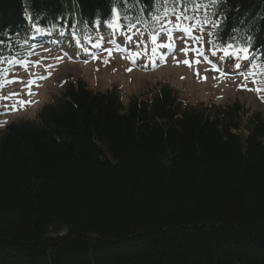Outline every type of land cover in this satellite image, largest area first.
Instances as JSON below:
<instances>
[{
  "label": "trees",
  "instance_id": "16d2710c",
  "mask_svg": "<svg viewBox=\"0 0 264 264\" xmlns=\"http://www.w3.org/2000/svg\"><path fill=\"white\" fill-rule=\"evenodd\" d=\"M170 1L120 9L158 17ZM114 2L0 0V55L20 50L22 31L76 37ZM179 5L217 16L224 43L264 63V0ZM0 264H264L263 112L185 104L167 85L125 104L74 78L37 119L0 132Z\"/></svg>",
  "mask_w": 264,
  "mask_h": 264
},
{
  "label": "rangeland",
  "instance_id": "374dc122",
  "mask_svg": "<svg viewBox=\"0 0 264 264\" xmlns=\"http://www.w3.org/2000/svg\"><path fill=\"white\" fill-rule=\"evenodd\" d=\"M133 37L135 35L128 38L131 39ZM148 41L145 44L141 41L132 43L131 46L134 51L144 53L150 47V42ZM167 43L168 41L165 40V44ZM196 44L195 40L175 37L171 46L167 47L165 54L162 56L158 55L157 59L149 58L147 60V68L136 67L131 69L128 65L125 67L117 59L112 61L113 54L109 56L108 61H106V57H103L90 65H83L82 67L63 62L61 67L54 73V77L46 80L41 85L38 93H33L31 96L28 92L19 94V99L34 101V103L24 107L16 103L17 97L13 98L14 96H12L9 99H5V97L11 96V92L20 90L18 89L19 82L9 83V86L12 84L10 87L8 86L11 91L4 95V106L2 105L0 109V126H4L3 124L6 122L5 125H7L14 120L36 118L39 109L52 96V93L56 89L61 90L58 84L71 75H74L75 78H82L92 89L105 90L117 85L125 103L133 96L143 97L157 87L169 83L170 86L179 92L182 98L190 103L200 104L202 101H213L226 105L239 101L244 104L249 113L253 111L264 113V103L258 96L259 93L255 87L249 84L247 88H240L238 86L242 79L238 76H231L232 78L223 77L215 69H211L206 63L201 61L203 53L200 52ZM121 47L124 51V47ZM195 56L200 58L199 63L196 62V58L193 60ZM233 59L236 58L232 55L228 57L218 55L215 58L217 62H222L223 70L228 73L239 74L241 71H236L233 67H230ZM32 60H36V58H32ZM185 60L189 61V63H184ZM34 66L36 65L32 63L27 69L18 68L17 72H29L30 76L24 77H29V82L35 81L34 85H37L39 83L38 72ZM246 72L243 74H246ZM46 74L47 72L44 73V75ZM262 74V69H259L258 77ZM13 104H16V110H12ZM247 116L245 115L244 121L247 120ZM243 132L246 135V129Z\"/></svg>",
  "mask_w": 264,
  "mask_h": 264
},
{
  "label": "snow or ice",
  "instance_id": "6c2138e0",
  "mask_svg": "<svg viewBox=\"0 0 264 264\" xmlns=\"http://www.w3.org/2000/svg\"><path fill=\"white\" fill-rule=\"evenodd\" d=\"M111 12L114 13V14H116L118 16V10L117 9H111ZM186 19H188V17L186 15V9H185V10H182V13L177 16V21L178 22H182L183 20H186ZM202 23L205 26L209 25L210 23H213L214 24L213 21H209V20H204V21H202ZM215 26L217 27V33H216L217 39L221 43H224V38L219 34V27H220V25L219 24H215ZM230 39L232 41H235V37L234 36H231ZM97 46H99V45H97ZM223 51H224V55L225 56L232 55L236 59L248 60L249 57H250V49L247 46V44L241 46V45L235 44L234 42L233 43H226ZM215 53H216V49H213V55H215ZM184 63L188 64L189 61L185 60ZM197 63H199V60H197ZM240 67H241V65L239 63H237L236 64V68H240ZM43 78L44 77H41V79H43ZM205 79H206V77H205ZM14 82H16V81L15 80L8 81V83H14ZM34 84H35V81H32L31 83H29L27 85L28 90H29L28 91V94L30 96L33 95V93L31 92V88H32V86ZM242 87H246V86L245 85H242ZM258 91H260V89H258ZM12 96L17 97L16 103L19 104L21 107H24V106H27V105H30V104L34 103V101H32V100L19 99V94H16V93L11 94L10 97H5V99H9ZM12 110H16V104H13Z\"/></svg>",
  "mask_w": 264,
  "mask_h": 264
},
{
  "label": "bare ground",
  "instance_id": "6f19581e",
  "mask_svg": "<svg viewBox=\"0 0 264 264\" xmlns=\"http://www.w3.org/2000/svg\"><path fill=\"white\" fill-rule=\"evenodd\" d=\"M68 36H70V33H62L63 38H67ZM50 236H54V235H52L51 233Z\"/></svg>",
  "mask_w": 264,
  "mask_h": 264
}]
</instances>
